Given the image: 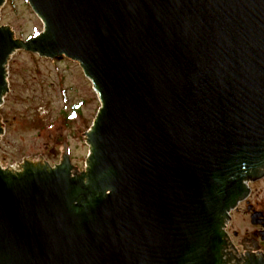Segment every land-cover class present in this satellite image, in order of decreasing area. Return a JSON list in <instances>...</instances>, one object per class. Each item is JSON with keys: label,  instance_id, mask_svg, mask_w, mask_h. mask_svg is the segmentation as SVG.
<instances>
[{"label": "water", "instance_id": "95a60500", "mask_svg": "<svg viewBox=\"0 0 264 264\" xmlns=\"http://www.w3.org/2000/svg\"><path fill=\"white\" fill-rule=\"evenodd\" d=\"M27 2L42 31L0 27V107L17 50L76 61L101 105L82 172L65 143L55 167L0 166V264L231 261L224 222L264 165V0Z\"/></svg>", "mask_w": 264, "mask_h": 264}, {"label": "rangeland", "instance_id": "374dc122", "mask_svg": "<svg viewBox=\"0 0 264 264\" xmlns=\"http://www.w3.org/2000/svg\"><path fill=\"white\" fill-rule=\"evenodd\" d=\"M2 26L23 40L42 31V23L27 0H6L0 9ZM8 83L0 107L5 128L0 142L2 162H33L40 156L52 166L60 155L53 145L65 143L72 164L82 172L89 153L82 133L92 126L101 102L80 65L65 57L51 59L17 50L8 62Z\"/></svg>", "mask_w": 264, "mask_h": 264}, {"label": "flooded vegetation", "instance_id": "af4514ba", "mask_svg": "<svg viewBox=\"0 0 264 264\" xmlns=\"http://www.w3.org/2000/svg\"><path fill=\"white\" fill-rule=\"evenodd\" d=\"M242 184L244 190L224 222L230 258L232 264H264V165L250 169Z\"/></svg>", "mask_w": 264, "mask_h": 264}, {"label": "built area", "instance_id": "2783aa9c", "mask_svg": "<svg viewBox=\"0 0 264 264\" xmlns=\"http://www.w3.org/2000/svg\"><path fill=\"white\" fill-rule=\"evenodd\" d=\"M0 166H1L2 168H4V165H3L2 163H0ZM225 252H226V253L231 252V249H230V246H229L228 243H227V245H226ZM223 255H224V251H223ZM226 258H227V256H224V257H223V259H226ZM227 264H232V261H227Z\"/></svg>", "mask_w": 264, "mask_h": 264}, {"label": "trees", "instance_id": "16d2710c", "mask_svg": "<svg viewBox=\"0 0 264 264\" xmlns=\"http://www.w3.org/2000/svg\"><path fill=\"white\" fill-rule=\"evenodd\" d=\"M36 34H37V33H36ZM36 34H33L32 36H34V35H36ZM32 36H31V37H32Z\"/></svg>", "mask_w": 264, "mask_h": 264}]
</instances>
